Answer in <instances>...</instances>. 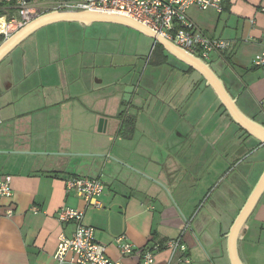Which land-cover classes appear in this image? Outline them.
I'll use <instances>...</instances> for the list:
<instances>
[{
	"label": "crops",
	"instance_id": "1",
	"mask_svg": "<svg viewBox=\"0 0 264 264\" xmlns=\"http://www.w3.org/2000/svg\"><path fill=\"white\" fill-rule=\"evenodd\" d=\"M188 17L228 41L209 64L264 126V67L253 64L264 0H223L221 13L192 8ZM67 24L103 23L54 25ZM41 30L0 63V178L13 177L12 197L0 201V264H60L58 238L71 237L75 225L61 224L58 212L85 209L66 193L71 177L105 184L104 208L87 209L84 223L96 228L110 259H121L115 242L125 235L137 249L160 245L156 261L166 264V243L183 237L193 264H231L227 236L264 174V145L231 119L198 72L154 39L138 32L144 39L135 54L107 44L94 50V41L72 53ZM239 253L244 264H264V193ZM122 260L140 263L137 255Z\"/></svg>",
	"mask_w": 264,
	"mask_h": 264
},
{
	"label": "built area",
	"instance_id": "2",
	"mask_svg": "<svg viewBox=\"0 0 264 264\" xmlns=\"http://www.w3.org/2000/svg\"><path fill=\"white\" fill-rule=\"evenodd\" d=\"M192 8L200 11H223V0H0V37L8 40L19 30L38 17L51 12H97L109 13L135 19L165 37L179 48L204 62H211L222 56L229 48L228 41L211 38L199 29L188 17ZM262 50L253 61L255 67H264V37ZM13 177L0 178V201L11 198ZM67 195H75L85 203V209L63 207L57 219L61 224L73 223L75 231L71 237L61 234L58 250L54 256L60 264H125L122 258L137 255L139 264H157L156 252L161 248L155 245L151 250L137 249L121 235L115 245L121 259L112 260L107 248L96 238V228L84 223L86 210L103 209L101 197L105 184L101 179L71 177L65 182ZM38 212L37 209H34ZM13 215L8 210L7 217ZM170 256L166 264L175 261L180 264H193L189 249L183 237L168 241L165 245Z\"/></svg>",
	"mask_w": 264,
	"mask_h": 264
},
{
	"label": "water",
	"instance_id": "3",
	"mask_svg": "<svg viewBox=\"0 0 264 264\" xmlns=\"http://www.w3.org/2000/svg\"><path fill=\"white\" fill-rule=\"evenodd\" d=\"M58 23H78L83 26H90L96 23L116 24L128 27L154 39L156 43L161 44L167 52L177 58L180 62L198 72L205 79L207 86L213 89L215 95L231 119L250 136L264 145V126L248 117L239 108L237 99L230 94L223 80L216 74L209 63L194 57L162 35L153 31L148 26L129 17L97 12H51L44 14L27 24L24 28L0 45V63L34 33L47 26ZM132 90L133 88L129 87L125 90V93L128 96H131ZM129 100L130 97L124 99L125 102H129ZM263 193L264 174L252 191L240 214L234 221L227 236V250L231 264H244L239 253V239Z\"/></svg>",
	"mask_w": 264,
	"mask_h": 264
},
{
	"label": "rangeland",
	"instance_id": "4",
	"mask_svg": "<svg viewBox=\"0 0 264 264\" xmlns=\"http://www.w3.org/2000/svg\"><path fill=\"white\" fill-rule=\"evenodd\" d=\"M77 25V24H76ZM76 25H65L59 30L58 25L47 27L39 33V36L44 34L50 35L52 42L58 40L66 48V45L71 44V52L76 53L78 49L81 52L84 45L88 47L91 41H94V50L101 49V45H109L110 51L123 52V54H135L137 52L138 40L144 39L142 35L137 34L134 30H127L122 26H114L109 24H96L92 28H76ZM80 27V26H79ZM131 31V32H129ZM130 33H136L134 36ZM80 45V47H79ZM102 48L101 51H104ZM68 49H65L67 52ZM125 51V53H124ZM210 63V62H207Z\"/></svg>",
	"mask_w": 264,
	"mask_h": 264
},
{
	"label": "trees",
	"instance_id": "5",
	"mask_svg": "<svg viewBox=\"0 0 264 264\" xmlns=\"http://www.w3.org/2000/svg\"><path fill=\"white\" fill-rule=\"evenodd\" d=\"M4 40H3V38L2 37H0V43H2ZM157 48H160V49H162V45L161 44H159V43H157ZM190 70H193L192 68H190ZM224 108V107H223Z\"/></svg>",
	"mask_w": 264,
	"mask_h": 264
}]
</instances>
